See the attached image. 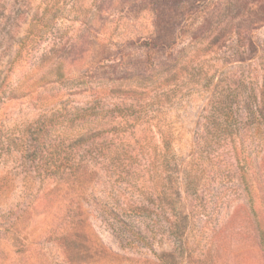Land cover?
I'll return each instance as SVG.
<instances>
[{
    "label": "rangeland",
    "instance_id": "1",
    "mask_svg": "<svg viewBox=\"0 0 264 264\" xmlns=\"http://www.w3.org/2000/svg\"><path fill=\"white\" fill-rule=\"evenodd\" d=\"M0 264H264V0H0Z\"/></svg>",
    "mask_w": 264,
    "mask_h": 264
}]
</instances>
